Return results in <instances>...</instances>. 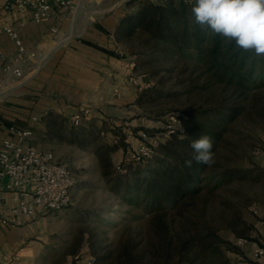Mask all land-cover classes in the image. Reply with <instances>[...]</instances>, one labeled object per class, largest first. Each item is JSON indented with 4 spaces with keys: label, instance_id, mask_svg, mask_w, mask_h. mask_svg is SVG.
Wrapping results in <instances>:
<instances>
[{
    "label": "rangeland",
    "instance_id": "obj_1",
    "mask_svg": "<svg viewBox=\"0 0 264 264\" xmlns=\"http://www.w3.org/2000/svg\"><path fill=\"white\" fill-rule=\"evenodd\" d=\"M114 2L78 0L58 36L61 45L72 42L75 34L109 11ZM125 40L128 56H136V70L150 86L136 89V94L128 100L129 119L114 115L108 121L92 115L88 125L70 128L57 119L52 124L54 138L38 141L67 162L76 179L73 203L69 207L37 217L41 219L39 240L45 242L47 251H62L72 256L80 253L93 264H97L99 257L108 256L105 264H113L120 256L124 259L128 244L132 253L146 261L152 242L165 244L168 237L175 246L185 231L196 237L197 251L209 244L220 246L222 252L215 261L218 264H259L248 247L253 241H264L261 235L264 227V57L251 53L248 59L249 68L254 62L253 78L260 86L243 101L237 76L232 82L229 79L233 70L220 78L223 69L217 66L216 59L207 55L212 42L175 50L142 30ZM233 103H243L244 109L216 142L214 163L208 166L207 174H202L194 195L177 206L168 204L162 210H152L145 201L128 202L122 191L114 187L113 179L118 175L116 165H123L135 148L124 140L129 127L126 121H144V130L155 134L171 112L186 115L190 109ZM139 129L140 126L133 131ZM162 145L153 160L161 155L165 158L164 165L174 163L172 155H164ZM178 149L184 150V146ZM259 149L261 153L257 154ZM152 161L145 165L146 169ZM131 170L121 174H129ZM228 170L236 174L228 182H219L216 177ZM253 206L258 207L257 213ZM240 237L249 241L244 247L236 245Z\"/></svg>",
    "mask_w": 264,
    "mask_h": 264
},
{
    "label": "crops",
    "instance_id": "obj_2",
    "mask_svg": "<svg viewBox=\"0 0 264 264\" xmlns=\"http://www.w3.org/2000/svg\"><path fill=\"white\" fill-rule=\"evenodd\" d=\"M142 1L145 0H115L109 11L93 19L85 29L75 34L72 42L61 47H55L53 42L63 31L68 18H61L62 11L42 23L34 22L28 12L14 10L0 14V50L5 54L11 55L15 51L13 40L3 29L6 24L17 26L30 48L38 47L49 53L39 71L30 75L23 86L13 94L0 98V135L14 137L12 127L31 129L34 135L30 142L41 150L53 151L42 147L38 141L45 137L54 138L52 124L57 119H61L69 128L77 127L72 117L82 109H90V113L80 125H88L92 115L108 121H112L114 115L129 119L127 102L136 94V88L127 79L130 58L128 44L125 39H118L116 29L127 10H135ZM35 62L32 59V64ZM1 65L0 57V69ZM115 87L122 91L121 97L114 95ZM125 123L129 127L124 140L137 148L140 144L138 133L144 129L145 122L132 119ZM138 126L140 129L134 132ZM4 194L6 198L0 199V211L13 205L17 195L16 192ZM40 224L41 219L37 218L20 225L0 223V264L87 263L90 258L80 253L72 256L62 251H47L45 242L39 240ZM261 235L264 238V227ZM251 243L248 248L254 256V249L263 242L259 239ZM257 261L264 264V256Z\"/></svg>",
    "mask_w": 264,
    "mask_h": 264
},
{
    "label": "trees",
    "instance_id": "obj_3",
    "mask_svg": "<svg viewBox=\"0 0 264 264\" xmlns=\"http://www.w3.org/2000/svg\"><path fill=\"white\" fill-rule=\"evenodd\" d=\"M193 5L194 0L142 1L135 10L121 17L116 36L119 40H124L142 30L147 32L150 38L172 45L175 50L212 42V46L206 51L208 56L216 59L217 66L223 69L220 78L232 69L230 82L237 76V86L242 90L240 97L246 101L251 92L260 86V82L253 78L254 62L250 68L247 65L252 52L236 49L234 44H222L220 37L210 31H202L194 22L191 13ZM243 109V103H233L188 110L186 115H182L183 131L180 129L175 138L162 142L164 155H172L174 163L164 165L165 158L161 155L153 160L154 156L137 167H132L133 163L127 160L124 164L128 170H132L126 175L116 171L118 175L113 179L114 187L122 191L128 202L145 201L152 210H162L168 204L177 206L179 202L198 191L201 176L207 174L208 170V166L195 162L191 168L185 166V160L192 156L189 147L191 140L208 135L212 139L214 150L216 142L221 139L229 123L239 116ZM180 145L184 146V150L178 149ZM150 161L152 162L146 169L145 165ZM234 172L236 174L234 170L224 171L216 179L219 182H228L233 178ZM184 232L179 235L175 246L173 239L168 237L165 244L156 245L152 242L146 261H143L140 255L132 253L128 244L124 259L120 256L113 264H218L215 261L222 252L220 246L209 244L197 251L196 237ZM104 260L108 261L109 257H99L97 264H105Z\"/></svg>",
    "mask_w": 264,
    "mask_h": 264
},
{
    "label": "built area",
    "instance_id": "obj_4",
    "mask_svg": "<svg viewBox=\"0 0 264 264\" xmlns=\"http://www.w3.org/2000/svg\"><path fill=\"white\" fill-rule=\"evenodd\" d=\"M78 0H0V14L12 12H28L36 23L49 21L57 12L62 11L61 18H66L76 7ZM164 1V0H160ZM4 32L13 40L15 51L11 55L0 50L2 61L0 76V98L13 94L23 86L29 76L39 71L47 60L49 53L38 47L26 45L20 35L19 28L12 24L3 27ZM57 32L56 28L52 29ZM59 42L60 40H56ZM66 42H63V44ZM32 59L36 62L32 64ZM136 56L128 60V81L138 90L150 86L143 75L137 72ZM114 95L122 96L119 87H115ZM90 113V109H82L74 114V125H80ZM184 124L183 116L177 112L169 113L162 129L151 134L144 129L138 137L140 144L128 153V159L133 164H143L153 159L159 145L178 133ZM14 137L0 135V199L4 200L6 192H16L15 203L0 211V223L3 225H20L31 221L49 211H60L73 203V189L76 184L72 167L59 159L51 150L37 148L30 139L34 133L31 129L11 128ZM261 150H257L260 154ZM118 173L127 171L125 164L116 165ZM258 212L257 206H253ZM246 237H240L236 245L244 247L248 243ZM264 256V241L254 249V257ZM87 264H93L89 260Z\"/></svg>",
    "mask_w": 264,
    "mask_h": 264
},
{
    "label": "clouds",
    "instance_id": "obj_5",
    "mask_svg": "<svg viewBox=\"0 0 264 264\" xmlns=\"http://www.w3.org/2000/svg\"><path fill=\"white\" fill-rule=\"evenodd\" d=\"M191 13L196 25L220 37L222 44L264 57V0H194ZM189 147L192 156L185 160L186 167L191 168L193 162L214 163L210 136L191 140Z\"/></svg>",
    "mask_w": 264,
    "mask_h": 264
},
{
    "label": "bare ground",
    "instance_id": "obj_6",
    "mask_svg": "<svg viewBox=\"0 0 264 264\" xmlns=\"http://www.w3.org/2000/svg\"><path fill=\"white\" fill-rule=\"evenodd\" d=\"M73 28H74V27H73ZM71 36H73V34H71L70 37H71ZM61 44H62V42L59 41V42H57V44H56L55 46L58 47V46L61 45Z\"/></svg>",
    "mask_w": 264,
    "mask_h": 264
}]
</instances>
